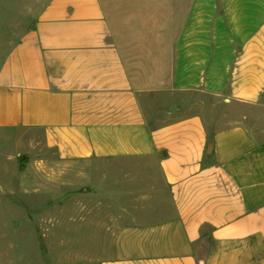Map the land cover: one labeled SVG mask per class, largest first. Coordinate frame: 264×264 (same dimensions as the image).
Instances as JSON below:
<instances>
[{"label": "crops", "instance_id": "crops-1", "mask_svg": "<svg viewBox=\"0 0 264 264\" xmlns=\"http://www.w3.org/2000/svg\"><path fill=\"white\" fill-rule=\"evenodd\" d=\"M163 1L0 0V143L41 134L53 201L111 209L82 264H264V0H172L171 41Z\"/></svg>", "mask_w": 264, "mask_h": 264}, {"label": "rangeland", "instance_id": "rangeland-1", "mask_svg": "<svg viewBox=\"0 0 264 264\" xmlns=\"http://www.w3.org/2000/svg\"><path fill=\"white\" fill-rule=\"evenodd\" d=\"M141 2L150 4L152 14H159L161 0ZM162 10L168 17L166 38L171 41L178 17L175 1H163ZM2 21L3 17H0V27L3 26ZM241 111L248 113L250 109L221 103L216 108L215 117L219 121L239 118ZM31 139L35 140L33 147L29 145ZM42 140L41 134L29 135L16 154L10 153L13 150L10 145L0 143V212L10 220V223H4L0 218V264H82L87 258H96L97 243L100 247L102 244L110 247V240L69 238L70 233L90 230L96 212H103L104 231L107 227L112 228L111 209L97 208L90 198L80 196L78 192L73 194L71 202H54L55 194L49 188L64 183L63 164ZM75 171L67 179H72L77 185L80 181L78 167ZM16 220L23 222L14 224ZM206 250L204 248L201 253ZM84 251L88 252V257L84 256Z\"/></svg>", "mask_w": 264, "mask_h": 264}, {"label": "water", "instance_id": "water-1", "mask_svg": "<svg viewBox=\"0 0 264 264\" xmlns=\"http://www.w3.org/2000/svg\"><path fill=\"white\" fill-rule=\"evenodd\" d=\"M205 154L207 157L212 156L213 154V143L209 142L205 148Z\"/></svg>", "mask_w": 264, "mask_h": 264}, {"label": "trees", "instance_id": "trees-1", "mask_svg": "<svg viewBox=\"0 0 264 264\" xmlns=\"http://www.w3.org/2000/svg\"><path fill=\"white\" fill-rule=\"evenodd\" d=\"M209 142H211V143H212V141L210 140V141H208V142H207V144H208ZM206 146H207V145H206Z\"/></svg>", "mask_w": 264, "mask_h": 264}]
</instances>
